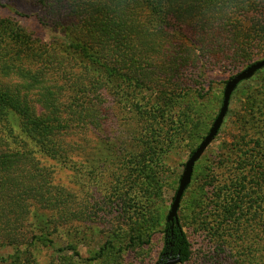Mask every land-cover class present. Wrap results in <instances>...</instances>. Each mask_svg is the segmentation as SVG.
<instances>
[{
  "label": "rangeland",
  "instance_id": "374dc122",
  "mask_svg": "<svg viewBox=\"0 0 264 264\" xmlns=\"http://www.w3.org/2000/svg\"><path fill=\"white\" fill-rule=\"evenodd\" d=\"M36 13L22 0H0L1 18L39 41H63ZM197 64L192 75L165 77L162 93L127 89L119 77L117 96L102 92L100 125L89 123L70 134L64 156L48 157L29 144L42 200L25 202L16 219L23 243L0 247V264H157L184 164L218 115L226 82L249 66ZM7 119L17 127L14 117ZM256 160L264 162V69L233 92L223 124L196 162L181 199L177 216L191 244L190 264L213 259L224 233L217 226L203 231L195 223L191 207L202 191L206 202L198 212L206 226L235 220L245 244L262 236L264 164ZM0 221L14 223V217L4 214ZM252 249L258 257L262 244Z\"/></svg>",
  "mask_w": 264,
  "mask_h": 264
},
{
  "label": "trees",
  "instance_id": "16d2710c",
  "mask_svg": "<svg viewBox=\"0 0 264 264\" xmlns=\"http://www.w3.org/2000/svg\"><path fill=\"white\" fill-rule=\"evenodd\" d=\"M22 1L63 41H39L0 17V216L14 217V223L0 221V247L22 245L16 219L29 200H42L29 144L48 157L64 156L70 134L100 125L102 92L117 96L119 77L127 89L162 93L165 77L192 75L198 62L237 69L264 55V0ZM13 117L15 128L7 119ZM203 193L191 207L195 223L224 233L216 240L219 252L201 264H264V222L262 236L249 244L235 220L207 221L208 227L198 212L206 202ZM162 233V253L171 244L179 264H190L191 244L180 221L172 231L165 223ZM214 235L208 234L213 241ZM236 240L239 248L233 250ZM261 244L255 257L252 248Z\"/></svg>",
  "mask_w": 264,
  "mask_h": 264
},
{
  "label": "water",
  "instance_id": "95a60500",
  "mask_svg": "<svg viewBox=\"0 0 264 264\" xmlns=\"http://www.w3.org/2000/svg\"><path fill=\"white\" fill-rule=\"evenodd\" d=\"M264 69V59L254 62L251 65L247 66L238 74L234 75L230 78L224 87L223 95H222V103L219 109L218 115L214 119L207 135L200 142L198 147L194 150V152L189 156L186 163L184 164V168L178 183V188L175 192L174 198L170 205L168 214L166 216V223L169 224V229L172 231L173 227L178 225V209L180 206L181 199L185 193L186 188L191 183V178L194 170V166L196 162L201 158L205 150L209 147V145L213 142L214 138L218 134L224 118L228 112L229 103L231 96L235 89L242 82L250 80L257 72ZM172 253H170V256ZM180 257L179 254H176L172 259H170L165 264H179ZM161 264V263H159Z\"/></svg>",
  "mask_w": 264,
  "mask_h": 264
},
{
  "label": "flooded vegetation",
  "instance_id": "af4514ba",
  "mask_svg": "<svg viewBox=\"0 0 264 264\" xmlns=\"http://www.w3.org/2000/svg\"><path fill=\"white\" fill-rule=\"evenodd\" d=\"M172 245L170 244L169 247L167 248L166 251H164L161 255L160 258L157 262V264L161 263V264H165L167 263L170 259H172L175 254L173 253V251L171 250ZM170 253H172V255L170 256Z\"/></svg>",
  "mask_w": 264,
  "mask_h": 264
}]
</instances>
